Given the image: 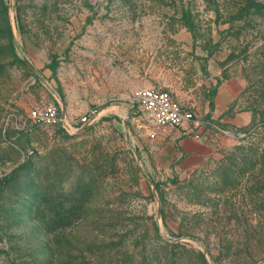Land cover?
<instances>
[{"label":"rangeland","instance_id":"1","mask_svg":"<svg viewBox=\"0 0 264 264\" xmlns=\"http://www.w3.org/2000/svg\"><path fill=\"white\" fill-rule=\"evenodd\" d=\"M143 88L194 120L155 128ZM203 255L264 264V0H0V264Z\"/></svg>","mask_w":264,"mask_h":264},{"label":"built area","instance_id":"2","mask_svg":"<svg viewBox=\"0 0 264 264\" xmlns=\"http://www.w3.org/2000/svg\"><path fill=\"white\" fill-rule=\"evenodd\" d=\"M134 100L141 106L158 129H170L182 127L194 120L191 111L185 110L169 91L156 88H143L135 90ZM30 117L47 128H59L66 120L59 113L55 104H48L43 108L35 109ZM89 115L72 120V126L76 131L83 129L89 122ZM155 136V133L152 134Z\"/></svg>","mask_w":264,"mask_h":264},{"label":"trees","instance_id":"3","mask_svg":"<svg viewBox=\"0 0 264 264\" xmlns=\"http://www.w3.org/2000/svg\"><path fill=\"white\" fill-rule=\"evenodd\" d=\"M184 18H185L186 22H187L189 25H191L190 22H189V19L187 18V16H184ZM16 174H17V170H15V171L12 173V176H11L10 178L15 177ZM10 178H7V179H10ZM202 263H203V264H209L208 260L206 259V257H204V255L202 256Z\"/></svg>","mask_w":264,"mask_h":264}]
</instances>
